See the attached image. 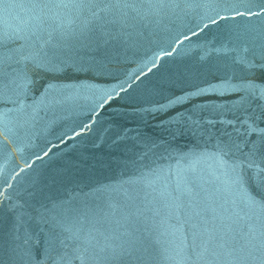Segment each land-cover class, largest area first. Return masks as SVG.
<instances>
[{"label": "water", "instance_id": "95a60500", "mask_svg": "<svg viewBox=\"0 0 264 264\" xmlns=\"http://www.w3.org/2000/svg\"><path fill=\"white\" fill-rule=\"evenodd\" d=\"M0 264H264V0H0Z\"/></svg>", "mask_w": 264, "mask_h": 264}]
</instances>
